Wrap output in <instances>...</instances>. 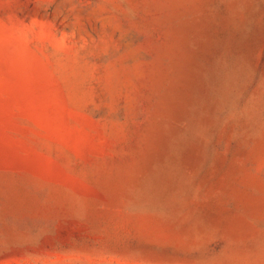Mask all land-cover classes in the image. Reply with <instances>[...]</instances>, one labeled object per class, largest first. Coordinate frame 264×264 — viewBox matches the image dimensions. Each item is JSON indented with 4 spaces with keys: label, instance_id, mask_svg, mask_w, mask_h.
<instances>
[{
    "label": "rangeland",
    "instance_id": "1",
    "mask_svg": "<svg viewBox=\"0 0 264 264\" xmlns=\"http://www.w3.org/2000/svg\"><path fill=\"white\" fill-rule=\"evenodd\" d=\"M0 264H264V0H0Z\"/></svg>",
    "mask_w": 264,
    "mask_h": 264
}]
</instances>
